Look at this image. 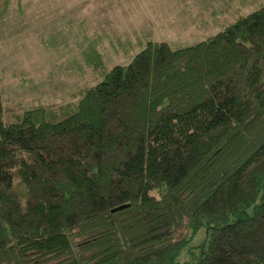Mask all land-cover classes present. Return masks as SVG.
<instances>
[{
	"label": "trees",
	"instance_id": "trees-1",
	"mask_svg": "<svg viewBox=\"0 0 264 264\" xmlns=\"http://www.w3.org/2000/svg\"><path fill=\"white\" fill-rule=\"evenodd\" d=\"M61 19L40 45L93 82L19 112L0 89V264H180L203 228L183 264H264V6L110 69L109 35Z\"/></svg>",
	"mask_w": 264,
	"mask_h": 264
},
{
	"label": "rangeland",
	"instance_id": "rangeland-1",
	"mask_svg": "<svg viewBox=\"0 0 264 264\" xmlns=\"http://www.w3.org/2000/svg\"><path fill=\"white\" fill-rule=\"evenodd\" d=\"M262 6L264 0H12L0 26V89L6 107L19 112L26 104L69 102L79 87L93 82L76 51L57 54L40 45L58 26L68 27L61 19L65 16L74 20V29L83 22L91 36L109 35L100 51L110 69L129 64L141 50L138 41L164 42L173 50L193 46ZM74 57L85 72L70 69ZM206 234L203 228L190 238L180 264L192 261L190 248L196 252Z\"/></svg>",
	"mask_w": 264,
	"mask_h": 264
}]
</instances>
